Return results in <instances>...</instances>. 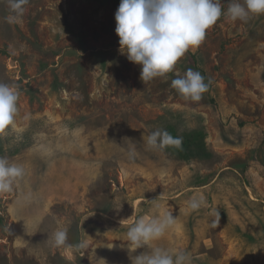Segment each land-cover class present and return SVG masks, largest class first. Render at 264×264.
Listing matches in <instances>:
<instances>
[{"label":"rangeland","instance_id":"rangeland-1","mask_svg":"<svg viewBox=\"0 0 264 264\" xmlns=\"http://www.w3.org/2000/svg\"><path fill=\"white\" fill-rule=\"evenodd\" d=\"M119 4L29 0L9 24L0 0V82L19 91L0 157L24 169L0 193V264H132L151 248L128 249V228L164 211L176 221L153 246L191 264H264V15L222 14L171 73L142 82L120 52ZM189 68L209 85L198 102L170 86ZM156 130L182 147L149 149ZM62 228L85 247H54Z\"/></svg>","mask_w":264,"mask_h":264},{"label":"clouds","instance_id":"clouds-1","mask_svg":"<svg viewBox=\"0 0 264 264\" xmlns=\"http://www.w3.org/2000/svg\"><path fill=\"white\" fill-rule=\"evenodd\" d=\"M7 3L12 13L6 17L7 22H20L29 0H7ZM222 14L232 21L246 22L252 15H264V0H243V3L234 0L226 13H222L221 0H120L115 13V33L119 38L120 52L126 55L129 62L140 66L142 82L166 77L189 49L198 48L203 43L207 30ZM170 86L182 98L192 102L200 101L209 89L201 73L191 68L173 79ZM18 100V86L0 82V133L14 123ZM145 143L149 149L164 151L169 147L180 149L183 140L182 137H173L168 131L156 130L147 136ZM135 156L133 144L128 150V158L132 160ZM23 176L22 166L0 157V193L12 192ZM204 203L203 196H193L187 201V206L191 211H196ZM219 216L217 213L212 227L219 223ZM175 221L176 218L169 211L136 220L126 232L127 247L136 250L149 247L151 250L132 257V264H191L189 252H173L153 246L152 242L164 237ZM67 240V228L57 229L50 237L54 247L66 251H79L85 247L83 242L72 245Z\"/></svg>","mask_w":264,"mask_h":264}]
</instances>
